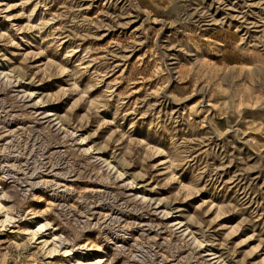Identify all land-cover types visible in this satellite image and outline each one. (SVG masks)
<instances>
[{
    "label": "rangeland",
    "instance_id": "rangeland-1",
    "mask_svg": "<svg viewBox=\"0 0 264 264\" xmlns=\"http://www.w3.org/2000/svg\"><path fill=\"white\" fill-rule=\"evenodd\" d=\"M0 264H264V0H0Z\"/></svg>",
    "mask_w": 264,
    "mask_h": 264
}]
</instances>
